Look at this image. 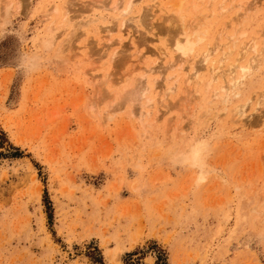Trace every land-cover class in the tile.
I'll return each instance as SVG.
<instances>
[{
	"label": "rangeland",
	"instance_id": "1",
	"mask_svg": "<svg viewBox=\"0 0 264 264\" xmlns=\"http://www.w3.org/2000/svg\"><path fill=\"white\" fill-rule=\"evenodd\" d=\"M139 1L129 20L115 0H0V264H264V0L182 6L185 59L171 0ZM217 45L215 67L250 70L208 87ZM135 81L148 93L123 103ZM189 146L200 166L174 157Z\"/></svg>",
	"mask_w": 264,
	"mask_h": 264
},
{
	"label": "bare ground",
	"instance_id": "2",
	"mask_svg": "<svg viewBox=\"0 0 264 264\" xmlns=\"http://www.w3.org/2000/svg\"><path fill=\"white\" fill-rule=\"evenodd\" d=\"M5 2H4V4H5V8L7 9L8 7H10L11 5H12V3L15 1V0H4ZM17 1V0H16ZM100 1V0H99ZM187 1H190V2H187ZM202 1H204V0H180V1H172L171 0V5L173 6V12H175L176 14V16H173L172 14L173 13H171V15H170V17L169 18H166L167 19V24H168V26L169 27H167V31L168 32H170V33H173V32H177V34H176V36L174 37V39H173V44H174V48H175V50H176V52L179 54V56L180 57H182V58H184V57H187L188 55H190L193 51H194V48H195V45H196V42L194 41V39H193V37H192V35H196V36H198V34H199V30H198V28H197V26H194V25H192V24H190L189 25V27H191V26H194V27H191L192 29H193V33L191 34V33H189L188 32V30L186 29L185 31H183V29H182V27H180L179 28V23L181 24V19H180V17H179V15H180V13H181V10H182V6H184L185 7V5H189L190 6V8L191 9H193V12L195 11H197L198 10V5H199V3L200 2H202ZM226 1V0H225ZM225 1H223V2H225ZM233 1V0H232ZM70 2V1H69ZM138 2H140L139 0H115V2H114V4H113V6H112V8L114 9V10H120L119 12H121L120 14H121V18L124 16V15H126V17L128 18V14L130 13V12H132L133 11V9H134V7H135V5L138 3ZM209 2V4H213V2H214V0H207V3ZM3 4V5H4ZM211 4V5H212ZM210 5V6H211ZM87 6V5H86ZM103 6V5H102ZM186 6V7H187ZM237 6H239L240 8L242 7V4L241 3H238L237 4ZM88 7V6H87ZM93 7V6H92ZM200 7V6H199ZM253 7L255 8L256 7V4L254 3L253 4ZM56 8V7H55ZM105 8V7H104ZM201 8V7H200ZM234 8V1H233V4L231 3V6L230 7H228L227 9H223V11H224V13L223 14H225L226 12L225 11H231L232 9ZM102 9V8H101ZM138 9V8H137ZM221 9H222V6H221ZM247 10V9H246ZM245 10V11H246ZM54 11H57V9H54ZM93 11V10H92ZM245 11H243V13L245 12ZM2 12V10L0 9V13ZM135 12H136V10H135ZM194 12V13H195ZM55 13V12H54ZM98 13V12H97ZM193 13V14H194ZM240 13V12H239ZM239 13H237V14H239ZM246 13V12H245ZM245 13H244V15H245ZM3 14V13H2ZM130 15H132L131 13H130ZM240 15V14H239ZM235 16H236V14H235ZM77 17H79V16H77ZM237 17H239L238 15H237ZM240 17H242V16H240ZM63 18L66 20V18H68V20H70L69 19V16H68V12H65L64 13V16H63ZM71 18V17H70ZM98 18V17H97ZM130 18H132V17H129L128 19L130 20ZM197 18V17H196ZM78 19V18H77ZM84 19V18H83ZM76 20V19H75ZM91 20V19H90ZM90 20H87V21H85V22H83V23H80L79 24V22H78V24L77 25H75V26H73V28L74 27H77L78 26V28H75V30L77 29V31L79 30V28H81L82 27V25L81 24H83V26L84 25H86V26H84V27H86L87 28V25L90 23ZM67 21V20H66ZM73 21V20H72ZM82 21V20H81ZM124 21H126V20H124ZM132 21V20H131ZM68 22V21H67ZM66 22V23H67ZM169 22V23H168ZM123 23H125V22H123ZM0 24H3V22L2 23H0ZM72 24V23H71ZM1 26V25H0ZM52 26H50V28H49V31H48V33H47V35L45 36V38L43 39V37H42V47H43V50H49L51 47H52V45L55 43L54 41H56V39H58V38H56L55 37V34H53L52 35V32H54L55 31V29L52 27ZM124 27V26H123ZM48 29V28H47ZM122 29V28H121ZM72 30H74V29H72ZM74 30V33H76V31ZM113 30V29H112ZM119 30H120V28H119ZM121 31V30H120ZM73 32V31H72ZM72 32H71V36H69V37H72L73 38V36L72 35H74V33L72 34ZM108 32V31H107ZM68 33H70V32H68ZM66 35H68V34H66ZM179 36H181V37H179ZM55 37V38H54ZM66 37V36H65ZM68 38V37H67ZM65 40V41H64ZM75 40V39H74ZM61 42H63L62 44H61ZM60 42V44H58L59 46H57V48H55L56 50L54 51V53L53 54H57V56H59V57H61V58H64V54H65V51L66 50H71V49H73L72 48V44H73V40L71 39V38H68L67 40L66 39H63V41H61ZM65 42H67V43H65ZM221 50L222 48H221V45H217V46H215L214 47V49H212L211 51H205L202 55V59H201V61H200V63H201V65H204V67H206L207 66V68L206 69H209V71H210V74L212 75L210 78L211 79H209V81H208V84H207V86L208 87H210L211 86V84L213 83V82H215L216 81V79H217V77H218V75H221V77L223 78V80H224V75L225 74H227L228 76H232V75H234V73L236 72V70H240V72H241V74H242V77L243 76H245V75H247L248 73H249V70H250V67L249 66H237V65H235V66H233V65H231V66H229L228 67V69L227 70H222V68H223V63L226 61V60H228L229 59V54H226V53H224V52H222V55H221V57H220V59H219V66L218 67H215V62H216V60L218 59V58H214V59H210V56H211V53H214L215 51H218V50ZM69 50V52H71ZM253 50H254V48H253ZM223 51V50H222ZM72 53V52H71ZM70 56H72V55H70ZM57 58V57H56ZM185 59V58H184ZM199 64V63H198ZM194 70V72L190 75H188L189 77H187V78H189V79H185V82H187V83H190V81H192L193 80V84L194 85H197L198 83H199V80L201 79V73H200V70H197V69H193ZM190 77H191V79H190ZM198 77H200V79L198 78ZM231 79H233V78H231ZM226 80V79H225ZM139 82H133L131 85H130V87H129V90L125 93V94H123V95H125V96H123L122 97V101H123V103L124 102H129L131 105L134 103V102H140L141 100H142V98L145 96V94H147L148 93V89H147V87H144V85H143V83H141L142 84V86L140 85V83L138 84ZM224 83H226V84H224L223 86L221 85V87H220V90H222V92L225 94L224 95V98L222 99V101H227V94H228V92H230L231 91V89L234 87L235 88V86H236V84L238 83L237 81H234V82H232V81H229V82H224ZM105 84V83H104ZM175 85V84H174ZM189 85H191V84H189ZM227 85V86H226ZM172 86V85H171ZM176 86V85H175ZM174 86V87H175ZM173 89V86L172 87H170V88H168V91H171ZM167 95H168V93H167ZM214 97H216V98H219V95L217 94V93H214ZM108 98V97H107ZM221 98V97H220ZM104 99H105V97H104ZM93 100V99H92ZM121 101V102H122ZM147 101V100H146ZM149 102H151V101H147L146 102V104H148ZM122 104V103H121ZM150 104V103H149ZM115 105V104H114ZM118 105H119V103H118ZM117 105V106H118ZM134 106V105H133ZM143 106V105H142ZM242 106V105H241ZM241 106H239V107H241ZM124 107V106H123ZM238 107V109H237V107H236V109H237V111L236 112H234L233 114H232V116H234L235 117V120L234 121H236V122H238L239 120H240V118L241 117H239L241 114H242V111H240V109H242V108H239ZM96 108V107H95ZM131 108H133V107H131ZM130 108V109H131ZM119 110V109H118ZM131 110H135V109H131ZM94 112V111H93ZM129 112H130V110H129ZM132 112H134V111H132ZM131 113V112H130ZM136 113H140V115L139 116H142L143 117V115H145V114H143L142 113V111H138V112H136ZM135 113V114H136ZM147 114L149 115V112H147ZM232 116H230V117H232ZM233 117V118H234ZM232 119V118H231ZM256 125H258L259 127H263L264 128V120H261L259 123H256ZM263 131V130H262ZM200 149L201 148H196V146L194 147V146H189V147H187V148H182V149H180L176 154H175V158L176 159H181L183 162H185V163H188L190 166H200L201 165V162H202V156H201V151H200ZM205 179V176L202 174V175H199L198 176V178H197V181H203Z\"/></svg>",
	"mask_w": 264,
	"mask_h": 264
},
{
	"label": "trees",
	"instance_id": "3",
	"mask_svg": "<svg viewBox=\"0 0 264 264\" xmlns=\"http://www.w3.org/2000/svg\"><path fill=\"white\" fill-rule=\"evenodd\" d=\"M0 136H3L4 137V133L3 132H1L0 131ZM1 140V139H0ZM0 146L2 147V140H1V143H0ZM18 151V150H17ZM45 199H44V201H45V203H47V204H49V202H47L46 201V199H47V195H46V192H45ZM46 213H47V217H48V220H49V223H50V221H51V213H50V209H49V206L47 207V211H46ZM135 255V254H134ZM102 262L100 261V264H101ZM155 264H164V263H161V259L159 258V256H157L156 257V262H155Z\"/></svg>",
	"mask_w": 264,
	"mask_h": 264
}]
</instances>
